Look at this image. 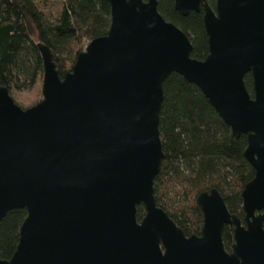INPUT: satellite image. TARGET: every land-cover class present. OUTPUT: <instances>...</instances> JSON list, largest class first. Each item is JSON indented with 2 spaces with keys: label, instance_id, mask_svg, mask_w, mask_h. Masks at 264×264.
<instances>
[{
  "label": "water",
  "instance_id": "water-1",
  "mask_svg": "<svg viewBox=\"0 0 264 264\" xmlns=\"http://www.w3.org/2000/svg\"><path fill=\"white\" fill-rule=\"evenodd\" d=\"M108 1V35L63 79L49 47L39 45V104L23 109L0 88V227L14 211L27 213L14 256L0 264H264V0H217L215 9L174 0L184 17L204 11V61L192 58L191 40L165 20L158 0ZM172 74L202 91L235 138H248L244 156L255 178L242 193L245 224L217 189L197 198L201 237H187L157 205ZM226 226L234 227L231 254Z\"/></svg>",
  "mask_w": 264,
  "mask_h": 264
},
{
  "label": "trees",
  "instance_id": "trees-1",
  "mask_svg": "<svg viewBox=\"0 0 264 264\" xmlns=\"http://www.w3.org/2000/svg\"><path fill=\"white\" fill-rule=\"evenodd\" d=\"M204 1L215 9L217 0ZM158 2L165 20L191 40L192 58L206 60L210 50L204 11L184 17L176 10L174 0ZM111 22L108 0H65L54 18H49L35 0H0V88L9 89L12 96L43 82L40 44L51 50L63 79L88 44L108 35ZM245 84L254 98L252 74L246 76ZM160 131L165 159L154 185L157 205L187 235H199L204 216L197 198L202 192L217 189L230 213L244 223L242 193L255 178V170L244 156L247 136L235 138L202 91L179 74H172L164 83ZM145 214L144 206H139L138 220ZM26 217L25 210H17L2 223L3 260L14 256ZM223 241L227 247L234 244L232 227H225Z\"/></svg>",
  "mask_w": 264,
  "mask_h": 264
},
{
  "label": "rangeland",
  "instance_id": "rangeland-1",
  "mask_svg": "<svg viewBox=\"0 0 264 264\" xmlns=\"http://www.w3.org/2000/svg\"><path fill=\"white\" fill-rule=\"evenodd\" d=\"M40 8L49 18L57 16L65 0H35ZM89 45V44H88ZM87 45V46H88ZM43 82L36 88L27 92H13L12 97L15 102L23 109H29L43 100Z\"/></svg>",
  "mask_w": 264,
  "mask_h": 264
},
{
  "label": "flooded vegetation",
  "instance_id": "flooded-vegetation-1",
  "mask_svg": "<svg viewBox=\"0 0 264 264\" xmlns=\"http://www.w3.org/2000/svg\"><path fill=\"white\" fill-rule=\"evenodd\" d=\"M204 225V224H203ZM229 227H232L233 228V232H234V227L233 226H229ZM186 234V233H185ZM194 234H192V235H187L186 234V236L187 237H191V236H193ZM201 235H202V231H201V233L199 234V235H196V236H198V237H201ZM225 245V244H224ZM225 250H226V252L228 253V254H231L232 253V251H233V245L231 246V247H227L226 245H225Z\"/></svg>",
  "mask_w": 264,
  "mask_h": 264
}]
</instances>
